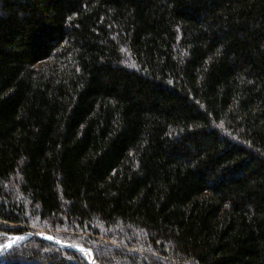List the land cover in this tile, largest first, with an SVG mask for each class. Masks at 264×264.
<instances>
[{
  "label": "trees",
  "instance_id": "1",
  "mask_svg": "<svg viewBox=\"0 0 264 264\" xmlns=\"http://www.w3.org/2000/svg\"><path fill=\"white\" fill-rule=\"evenodd\" d=\"M45 232L264 264V0H0V264H91Z\"/></svg>",
  "mask_w": 264,
  "mask_h": 264
},
{
  "label": "water",
  "instance_id": "2",
  "mask_svg": "<svg viewBox=\"0 0 264 264\" xmlns=\"http://www.w3.org/2000/svg\"><path fill=\"white\" fill-rule=\"evenodd\" d=\"M28 236H29V238H31V237H34V235H32V234H28ZM20 237H22V236H20ZM37 237H39V238H41V239H44L42 236H40V235H38ZM44 240H47V239H44ZM24 241V240H23ZM49 242H51V243H53L54 245H56V246H58V247H60V248H63V249H67V250H74V251H77V252H79V253H81L80 252V248L81 247H78V246H72V245H66V244H62V243H58V242H55V241H50V240H48ZM20 243H22V239L21 240H14V241H12L11 242V244H12V247L11 248H6V250L3 252V253H0V257L3 255V254H5V253H7V252H9V251H11L14 247H17ZM90 254H91V252L90 251H88ZM91 264H95V263H93V260L91 261Z\"/></svg>",
  "mask_w": 264,
  "mask_h": 264
},
{
  "label": "rangeland",
  "instance_id": "3",
  "mask_svg": "<svg viewBox=\"0 0 264 264\" xmlns=\"http://www.w3.org/2000/svg\"><path fill=\"white\" fill-rule=\"evenodd\" d=\"M38 235H40V236H42L44 239H47V241L48 240H50V241H55V242H58V243H62L61 241H58V240H56V238H55V236H53V235H51V234H49V233H41V234H38ZM52 237V239H48L47 237ZM23 237V239H22V243H20L18 246H20V245H22V244H24L26 241H28L29 239H32V238H34V237H31V238H29V236L28 235H25V236H22ZM24 240V241H23ZM12 241H14L13 239H11L9 242L11 243ZM8 242V243H9ZM7 244V243H6ZM63 244V243H62ZM67 245V244H66ZM17 246V247H18ZM73 246V245H72ZM76 246V245H75ZM79 247V246H78ZM6 250V248H4V249H2V250H0V253H2V252H4ZM85 251H90V250H87V249H85ZM91 252V251H90ZM80 254H82L88 261H89V263H91V261L93 260V263H95V264H98L97 262H95L94 261V254H93V252H91V256H90V258L89 257H87L84 253H80Z\"/></svg>",
  "mask_w": 264,
  "mask_h": 264
},
{
  "label": "snow or ice",
  "instance_id": "4",
  "mask_svg": "<svg viewBox=\"0 0 264 264\" xmlns=\"http://www.w3.org/2000/svg\"><path fill=\"white\" fill-rule=\"evenodd\" d=\"M3 231L5 232V233H7V231H8V227H6V228H4L3 229ZM48 239H52V237H47ZM12 239L13 240H21V239H23V237H20V236H14V237H12ZM74 247H75V245H73ZM12 247V244L9 242V243H7V244H0V250H2V249H4V248H11ZM80 252L81 253H85V249L83 248V247H81L80 248ZM86 254V253H85Z\"/></svg>",
  "mask_w": 264,
  "mask_h": 264
},
{
  "label": "bare ground",
  "instance_id": "5",
  "mask_svg": "<svg viewBox=\"0 0 264 264\" xmlns=\"http://www.w3.org/2000/svg\"><path fill=\"white\" fill-rule=\"evenodd\" d=\"M85 253H86V254H85ZM85 253H84V254H85L87 257L90 258V256H91V255H89L90 253L88 252V253H89V254H88L87 251H85Z\"/></svg>",
  "mask_w": 264,
  "mask_h": 264
}]
</instances>
